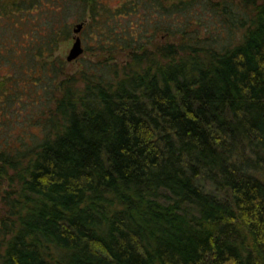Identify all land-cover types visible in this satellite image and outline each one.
<instances>
[{
  "label": "trees",
  "instance_id": "16d2710c",
  "mask_svg": "<svg viewBox=\"0 0 264 264\" xmlns=\"http://www.w3.org/2000/svg\"><path fill=\"white\" fill-rule=\"evenodd\" d=\"M0 264H264V0H0Z\"/></svg>",
  "mask_w": 264,
  "mask_h": 264
},
{
  "label": "rangeland",
  "instance_id": "374dc122",
  "mask_svg": "<svg viewBox=\"0 0 264 264\" xmlns=\"http://www.w3.org/2000/svg\"><path fill=\"white\" fill-rule=\"evenodd\" d=\"M119 1L120 0H108L109 4L112 5V6L117 5V3ZM73 40L74 39L72 37H70L67 40H64V41L60 42L57 50L55 51V55H59L60 57H62L64 59L65 64H66V69L70 73L77 71L80 68V66L82 65V61H84L86 63L88 60L90 61V59H92L91 61H94L95 60V57H91L87 53L84 54V52L81 53L74 60H71V61L66 60V56H67V54H68V52H69V50H70V48L72 46ZM82 45H83V43H82ZM83 47H84V45H83ZM28 110H30V108ZM23 114H24V111H23V113H20L19 114L18 118H21V116ZM18 124H20V123H18ZM17 128L20 129V127H17ZM33 130L38 131V128H33Z\"/></svg>",
  "mask_w": 264,
  "mask_h": 264
},
{
  "label": "water",
  "instance_id": "95a60500",
  "mask_svg": "<svg viewBox=\"0 0 264 264\" xmlns=\"http://www.w3.org/2000/svg\"><path fill=\"white\" fill-rule=\"evenodd\" d=\"M82 24L78 23L76 25V27L74 28V37H73V43L72 46L66 56V60L71 61L76 59L82 52H83V46H82V42H81V38L78 35V32L81 29Z\"/></svg>",
  "mask_w": 264,
  "mask_h": 264
}]
</instances>
